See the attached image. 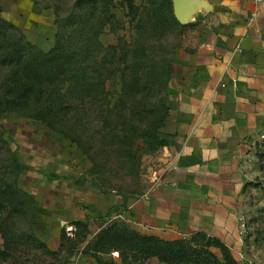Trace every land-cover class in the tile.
<instances>
[{"label": "rangeland", "instance_id": "1", "mask_svg": "<svg viewBox=\"0 0 264 264\" xmlns=\"http://www.w3.org/2000/svg\"><path fill=\"white\" fill-rule=\"evenodd\" d=\"M132 2L0 0V264H170L101 232L118 223L155 235L132 203L167 176L165 125L185 65L221 56L227 26L264 43V1L199 0L183 21L173 0ZM262 131L230 248L239 264H264ZM198 232L155 236L208 247Z\"/></svg>", "mask_w": 264, "mask_h": 264}, {"label": "crops", "instance_id": "2", "mask_svg": "<svg viewBox=\"0 0 264 264\" xmlns=\"http://www.w3.org/2000/svg\"><path fill=\"white\" fill-rule=\"evenodd\" d=\"M227 28L217 43L221 56L194 54L190 62L196 59L200 69L185 65L165 125L167 176L132 207L145 233L171 239L202 231L234 252L251 143L264 126V43L255 29Z\"/></svg>", "mask_w": 264, "mask_h": 264}, {"label": "trees", "instance_id": "3", "mask_svg": "<svg viewBox=\"0 0 264 264\" xmlns=\"http://www.w3.org/2000/svg\"><path fill=\"white\" fill-rule=\"evenodd\" d=\"M88 1L97 4L98 0H78V7H85ZM130 6H133L132 0ZM59 43L57 39L56 45L48 52L43 53V55L47 58H51L59 50ZM0 112H2V109H0ZM159 141L163 144L166 143L165 138H161ZM101 233L102 236L107 233H115L117 236H124L127 238L126 240L129 238L137 239L138 241L130 245L144 251L148 256H158L161 259L167 260L170 264H180L182 260H184L186 264H239L232 254L230 247L222 239L202 231L198 233H201V235L206 238V245L208 247L212 245L217 246L223 251L222 259L208 247L196 248L190 245V243L186 244L183 240L176 239L169 241L155 235L140 234L137 230L131 229L127 224L120 226L118 223H113Z\"/></svg>", "mask_w": 264, "mask_h": 264}, {"label": "water", "instance_id": "4", "mask_svg": "<svg viewBox=\"0 0 264 264\" xmlns=\"http://www.w3.org/2000/svg\"><path fill=\"white\" fill-rule=\"evenodd\" d=\"M175 14L180 20H185L199 5V0H173Z\"/></svg>", "mask_w": 264, "mask_h": 264}, {"label": "built area", "instance_id": "5", "mask_svg": "<svg viewBox=\"0 0 264 264\" xmlns=\"http://www.w3.org/2000/svg\"><path fill=\"white\" fill-rule=\"evenodd\" d=\"M256 2H262V1H264V0H255Z\"/></svg>", "mask_w": 264, "mask_h": 264}]
</instances>
